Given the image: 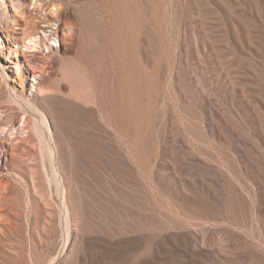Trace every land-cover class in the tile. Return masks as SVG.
<instances>
[{
    "label": "rangeland",
    "instance_id": "374dc122",
    "mask_svg": "<svg viewBox=\"0 0 264 264\" xmlns=\"http://www.w3.org/2000/svg\"><path fill=\"white\" fill-rule=\"evenodd\" d=\"M20 1L0 13V264H264V0ZM34 110L48 126L21 130Z\"/></svg>",
    "mask_w": 264,
    "mask_h": 264
},
{
    "label": "bare ground",
    "instance_id": "6f19581e",
    "mask_svg": "<svg viewBox=\"0 0 264 264\" xmlns=\"http://www.w3.org/2000/svg\"><path fill=\"white\" fill-rule=\"evenodd\" d=\"M46 0H34V5L36 7H42V5L44 4ZM9 3L11 9L14 11V15H13V18L14 20L16 19V15H19L20 17L24 16V12L22 11V4H21V1L20 0H0V13L1 12H5L7 13V4ZM51 4L53 3V0H48V2H46V4ZM55 6V5H54ZM52 14H55V15H60V10L59 8L56 6V10L55 11H51ZM49 23V22H48ZM19 30H21L22 32V37L19 38V43L18 46L25 51V50H35L36 48V45L37 43L40 42L41 40V35L40 33L38 32H33V31H30L28 29V25L25 23L23 26H21L19 28ZM43 33H46L45 30H43ZM56 46H58V44L56 43ZM34 52V51H33ZM13 59H16L18 58V54L15 53L12 57ZM17 61V60H15ZM27 66L29 67V69L31 71H33V77L35 78V83L32 85V92H36L37 91V85H38V79L39 78L36 74L37 71H39V67L35 65V54H32L31 57L28 56V59L25 61ZM25 62H22V63H16L14 69L16 70L17 72V75L19 76V78H22V76H24V67L26 66L25 65ZM30 116H35L37 117L38 119L42 120V121H45L46 125L48 126V121H47V118H46V115L44 113H42L41 111L39 110H34V111H28L27 112V115H25L22 120H21V130L24 129V126L26 124H28V121H29V118ZM10 128H1L0 127V142L4 141V140H9L8 139V134H9V138L10 139H15V134L14 132H10ZM18 133V132H17ZM52 160L54 161V158H52ZM1 218V216H0ZM0 221H2L0 219Z\"/></svg>",
    "mask_w": 264,
    "mask_h": 264
}]
</instances>
